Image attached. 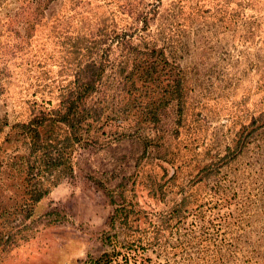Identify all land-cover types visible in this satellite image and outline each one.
I'll return each instance as SVG.
<instances>
[{
	"label": "rangeland",
	"instance_id": "1",
	"mask_svg": "<svg viewBox=\"0 0 264 264\" xmlns=\"http://www.w3.org/2000/svg\"><path fill=\"white\" fill-rule=\"evenodd\" d=\"M137 45L183 77L155 122L115 111ZM90 57L111 108L27 216L15 127ZM0 162V264H264V0H0Z\"/></svg>",
	"mask_w": 264,
	"mask_h": 264
},
{
	"label": "trees",
	"instance_id": "2",
	"mask_svg": "<svg viewBox=\"0 0 264 264\" xmlns=\"http://www.w3.org/2000/svg\"><path fill=\"white\" fill-rule=\"evenodd\" d=\"M145 46L137 45L129 48L130 59L126 64L131 61V68L125 64L118 75L123 80L119 84L121 88L124 90L130 88L131 99L126 101L125 97L122 107L115 111L119 112L120 118L136 115L139 119H151L155 122L158 121L160 109L168 105L169 95L173 99H180L183 95V77L180 71H176V68L167 61L164 52ZM105 69L106 66L99 57H90L80 65L73 86L62 97L57 109L49 112L41 111L29 123L15 127L19 129L24 143L28 146V153L21 158L25 174V201L21 207L22 211L28 214L27 216L32 214L33 205L49 194L51 179L60 176L59 172L62 170L67 174L72 173L71 150L84 138L88 140L93 138V129L111 108L109 103L106 104L105 96L95 98L100 91ZM149 85L151 87H148ZM138 88H142L141 90L151 88L161 93V96L155 99L148 93L146 104L137 103L133 98V91ZM0 167H2L1 162ZM8 211L7 214H10ZM119 214L120 210H117L115 217L118 218ZM115 217L112 218L113 222L116 220ZM115 253L104 254L100 259L92 260L91 264L130 263V254H125L119 260L120 254L115 255Z\"/></svg>",
	"mask_w": 264,
	"mask_h": 264
}]
</instances>
